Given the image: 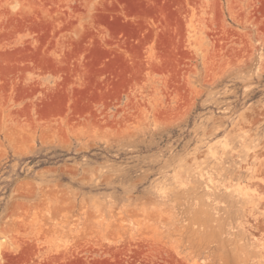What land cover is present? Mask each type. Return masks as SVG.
I'll use <instances>...</instances> for the list:
<instances>
[{"label": "rangeland", "instance_id": "rangeland-1", "mask_svg": "<svg viewBox=\"0 0 264 264\" xmlns=\"http://www.w3.org/2000/svg\"><path fill=\"white\" fill-rule=\"evenodd\" d=\"M0 264H264V0H0Z\"/></svg>", "mask_w": 264, "mask_h": 264}]
</instances>
